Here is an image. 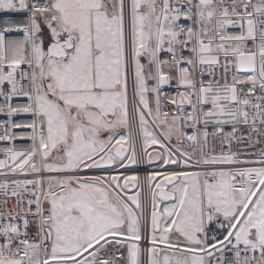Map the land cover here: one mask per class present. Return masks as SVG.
<instances>
[{"label": "snow or ice", "instance_id": "6c2138e0", "mask_svg": "<svg viewBox=\"0 0 264 264\" xmlns=\"http://www.w3.org/2000/svg\"><path fill=\"white\" fill-rule=\"evenodd\" d=\"M0 13V264H264V0Z\"/></svg>", "mask_w": 264, "mask_h": 264}, {"label": "built area", "instance_id": "2783aa9c", "mask_svg": "<svg viewBox=\"0 0 264 264\" xmlns=\"http://www.w3.org/2000/svg\"><path fill=\"white\" fill-rule=\"evenodd\" d=\"M3 15H4L3 13H0V17H2ZM148 170H151V169L147 168L146 166H141V167L138 169L139 173H140L142 176L145 175V174H146V171H148Z\"/></svg>", "mask_w": 264, "mask_h": 264}]
</instances>
